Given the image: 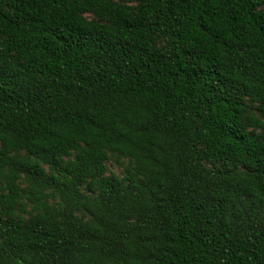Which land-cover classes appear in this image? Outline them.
Listing matches in <instances>:
<instances>
[{
	"label": "trees",
	"instance_id": "obj_1",
	"mask_svg": "<svg viewBox=\"0 0 264 264\" xmlns=\"http://www.w3.org/2000/svg\"><path fill=\"white\" fill-rule=\"evenodd\" d=\"M0 264H264V0H0Z\"/></svg>",
	"mask_w": 264,
	"mask_h": 264
},
{
	"label": "rangeland",
	"instance_id": "obj_2",
	"mask_svg": "<svg viewBox=\"0 0 264 264\" xmlns=\"http://www.w3.org/2000/svg\"><path fill=\"white\" fill-rule=\"evenodd\" d=\"M109 167H110V169H111L113 172H115V173H117V174H120L121 171H122V168L119 167V165H117V164L114 163V162H110V163H109Z\"/></svg>",
	"mask_w": 264,
	"mask_h": 264
}]
</instances>
